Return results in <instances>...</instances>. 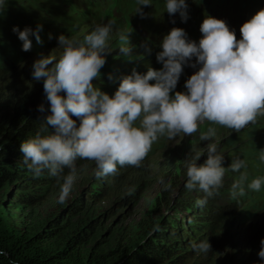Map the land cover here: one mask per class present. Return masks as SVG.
Listing matches in <instances>:
<instances>
[{
	"label": "clouds",
	"instance_id": "9594fccd",
	"mask_svg": "<svg viewBox=\"0 0 264 264\" xmlns=\"http://www.w3.org/2000/svg\"><path fill=\"white\" fill-rule=\"evenodd\" d=\"M139 4L151 6V0H139ZM165 7L170 16L179 13L182 22L189 18L186 0H166ZM115 23L109 20L97 25L82 40L54 35L55 43L47 41V50L62 49L59 59L49 55L33 64V78L43 79L50 104L51 115L43 124L55 132L44 137L37 133L21 143L20 151L24 164L35 176L48 170L51 176L62 178L58 199L61 204L66 202L77 178L78 158L95 162L97 179L116 176L119 168H139L161 136L169 140L181 133L192 136L205 122L240 132L255 124L258 117H264V10L242 25L239 40L225 21L212 17L203 20L200 26L203 38L198 45L188 41L183 29L173 28L163 38L162 51L156 56L163 68L143 70L142 75L133 69L131 75L122 79L114 97H110L95 87L93 80L106 63L102 53L109 49ZM40 30L42 26L35 33L29 28L23 31L13 28L25 52L32 48L30 35L40 41ZM129 34L121 32L119 39L127 44ZM121 51L127 52L128 48L121 47ZM145 51L151 54L146 46ZM193 57L196 63L190 64ZM185 65L193 68L199 65V70L183 83L180 76ZM153 80L155 84H150ZM173 91L174 97L170 95ZM38 111L43 113L44 106L40 105ZM72 116L80 121L79 126ZM215 135V128L209 127L201 133L200 140H211ZM205 152L206 161L197 166L196 161ZM260 152L259 159L264 162V151ZM223 158L216 143L196 151L187 162L185 187L190 191L198 188L206 197L213 196L222 187L226 172ZM244 167L243 160L234 159L228 169L239 172ZM65 168L69 171L62 175ZM246 179L244 173L233 184L234 195L236 189L239 195H244L242 185ZM262 185L264 177L254 178L248 188L259 192ZM204 203L206 199L197 200L198 205ZM260 244L258 256L264 260V239ZM193 248L197 252L211 251L208 239L193 244Z\"/></svg>",
	"mask_w": 264,
	"mask_h": 264
},
{
	"label": "trees",
	"instance_id": "16d2710c",
	"mask_svg": "<svg viewBox=\"0 0 264 264\" xmlns=\"http://www.w3.org/2000/svg\"><path fill=\"white\" fill-rule=\"evenodd\" d=\"M191 8L187 9L188 17L201 22L206 17L220 19L236 27V36L241 37V21L238 17L229 18L228 21L220 10H228L235 16H241V11L250 10V19L259 11L258 4L264 0H187ZM157 5L162 6L164 0H155ZM233 5L235 7H233ZM209 12L219 13L211 16ZM205 15H201L204 14ZM222 13V14H221ZM20 19H23L18 14ZM37 20L43 21L40 15L35 16ZM179 25L183 24L179 16ZM165 20L168 17L165 15ZM27 26H31V22ZM160 30V29H159ZM38 42V47L44 46L41 52H28L22 50V41H13L4 45L0 53V98L3 94L16 91L18 101L13 103L11 117L5 121L3 130L0 131V188L12 181H21L16 188V198L24 206L31 207L33 202L44 198L45 193L49 195L56 192L62 185L61 177L51 176L48 170H44L41 175L35 176L23 162V153L20 151L21 143L26 139L34 138L37 133L42 137L53 134L55 129L46 126V117L51 115L50 104L46 99L43 89V79L33 78V64L48 57L47 41ZM144 49V48H143ZM42 52H46L43 54ZM128 60L123 61L126 63ZM55 63V62H54ZM49 68L53 65H49ZM143 74L144 67L136 65L126 68L125 65L118 67L126 69L131 75L133 69ZM145 73L144 75H146ZM111 79L93 80V85L100 91L114 97L120 82L124 77ZM60 95L66 96L65 93ZM40 105L45 111H38ZM77 126L80 121L75 117ZM209 127L220 126L205 122L201 130L192 136L193 145L200 142V132L207 131ZM254 127H251L237 135L229 136L223 140L222 148L217 146L218 154L222 155V167L229 168L227 163V153L239 151L243 156H252L253 145L250 142L254 139ZM46 129V130H45ZM242 135L246 140L243 144H238L242 140ZM227 147V148H226ZM187 148L185 152L188 150ZM184 152V153H185ZM182 153V155L184 154ZM196 150H190L185 154V161L192 160ZM187 155V156H186ZM201 165L206 161L207 154L204 153ZM89 160H76L77 177L83 172L84 165ZM230 170V169H228ZM65 168L62 175L68 173ZM130 170L126 169V172ZM142 169H136V174H141ZM125 171L119 168V175L106 176L105 184L99 187H89L88 194H84L86 202H104L112 196V189L115 181L122 177ZM198 196H186L179 203L178 208L182 220L175 222L180 214L177 212L175 218H154L149 221L140 222L133 230L125 227L124 230L113 231L105 240L106 235L101 227L94 228L98 218L85 213L81 200L75 202V206L68 212L67 217L50 219L44 223L27 227L20 231L9 224V213L3 207L0 210V264H216L218 253L227 246L221 239V230L230 219L233 210V202L226 201L222 194L228 190L223 186L216 190L211 197L198 188L194 189ZM189 191V190H188ZM136 192L132 193L135 195ZM47 196V195H46ZM48 197V196H47ZM232 199V197H228ZM46 199V198H45ZM206 203L198 205L197 200H205ZM241 204H249L251 197L248 194L240 195L238 200ZM16 207V206H15ZM21 209L23 207H17ZM248 211L242 212L236 221L249 222L255 214L251 206ZM82 214V215H81ZM81 215L79 219L78 216ZM109 231V230H108ZM208 239L211 251L197 252L193 244H199ZM229 264H242L232 258ZM250 264H255L251 261Z\"/></svg>",
	"mask_w": 264,
	"mask_h": 264
},
{
	"label": "rangeland",
	"instance_id": "374dc122",
	"mask_svg": "<svg viewBox=\"0 0 264 264\" xmlns=\"http://www.w3.org/2000/svg\"><path fill=\"white\" fill-rule=\"evenodd\" d=\"M35 7L37 5L34 0H0V53L4 45L19 40L18 33L13 32L14 27L23 31L25 28L30 27L27 26L30 22L31 25H36L41 22L35 17L37 14L40 15ZM18 14L23 19H20ZM140 27L141 25L137 24V29H140ZM29 29L33 33L37 30V28L34 29L31 27ZM38 34L40 37L39 42H43V33L41 30ZM85 35H87V32L82 30L75 38L82 40ZM117 35L116 33L110 34L109 49L102 53L106 63L100 70L99 79H109V76L115 77L114 80L126 77L130 71L118 72L126 70L118 68L122 65H125L126 68L136 65L138 67H144L146 71L150 68L156 71L161 70L160 63L157 60L151 59L149 54L146 53L145 48L130 47V44L118 47L115 43L117 38H119V35ZM29 39L32 42L31 49L34 52H41L39 49H43L44 46L38 47L35 35H30ZM121 47H127L128 51L122 52ZM42 53L46 54V52ZM50 53L59 59L62 49L56 47L54 50H47V54ZM125 59L128 60L126 63L123 62ZM55 62H58V60ZM134 68L131 67V69ZM149 83L155 84V81L153 80ZM170 95L174 97L175 92L173 91ZM17 101L18 94L16 91L1 96L0 131L3 130V126L6 124L5 121L11 117V108L13 103ZM251 127H254L255 133L254 139L250 141L253 145L252 156H248L247 159L239 151H230L227 153L228 166L231 165L232 160L241 159L245 162L246 167L242 168L239 172H233L225 168L226 172L223 177L222 186L228 192L222 195L226 201L233 202L232 207L234 211L221 230V239L227 243V246L218 253L216 264H229L232 258L242 264H250L251 261L255 264H264V260H261L258 256L261 250L260 241L264 239V185H262L259 192L252 191L248 188V184L254 178L264 177V162L259 159L260 151H264V117H258L255 124L248 125L240 132H235L222 126H213L216 130V135L211 140H200L196 146L192 142L195 136H186L183 133L173 140H169L166 136L159 137L153 143L151 151L139 168L133 166L121 168L125 171V174L115 181L111 198L104 202H99L98 200L86 202L87 200L84 198V194H88L90 186L99 187L100 185H107V183L105 184L106 176L100 179L95 177V162L88 161L83 167V172L76 178L72 191L65 203H58L61 185L53 194L49 195V193H45L44 198L33 202L31 207L24 206V203H20L16 198V187L22 184V182L12 181L0 188V210L4 207L9 213V224L15 229L23 231L27 227H33L45 221L47 222V220L59 218V215L64 220L68 212L72 210L71 207L75 206V202L81 200L84 207L83 211L90 216L93 215V219L98 218L97 225L94 228H102L104 233H106L103 236L105 240L113 231H117L118 229L124 230L125 227L128 228V231L133 230L143 221H149L154 218H175L174 215L177 212L179 214L181 213L178 205L184 199L183 195L198 196L197 191L194 189L188 191L185 187L188 162L184 160L185 154L187 153L188 155L190 150L198 151L201 148H206L210 143H216L217 146L223 149L221 145L224 139H227L229 136L233 137ZM206 128H208V125ZM200 135L201 132L197 136ZM245 140V136L242 135V140L238 144H243ZM187 148L189 149L185 152ZM182 153L184 154L182 155ZM202 159L203 157L196 161L197 166L201 165ZM126 169L130 171L126 172ZM136 169H142L141 174L135 175L134 171ZM244 173H246L247 179L243 182L242 186L244 188V194H248L251 197L249 204H241L238 201L240 198L239 189L235 190V195L233 194V184ZM134 192L136 194L132 195ZM229 195L232 199L228 198ZM248 206H251V209L255 212L252 220L243 223L236 221L242 212L248 211ZM17 207L23 208L18 209ZM81 215L78 216L79 219ZM181 215L174 219L176 223L182 220Z\"/></svg>",
	"mask_w": 264,
	"mask_h": 264
},
{
	"label": "bare ground",
	"instance_id": "6f19581e",
	"mask_svg": "<svg viewBox=\"0 0 264 264\" xmlns=\"http://www.w3.org/2000/svg\"><path fill=\"white\" fill-rule=\"evenodd\" d=\"M226 148H227V147H226ZM256 157H257V156H256ZM256 157H255V158H256ZM258 157H259V156H258ZM256 159H257V158H256ZM256 159H255V160H256Z\"/></svg>",
	"mask_w": 264,
	"mask_h": 264
}]
</instances>
